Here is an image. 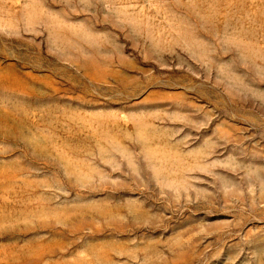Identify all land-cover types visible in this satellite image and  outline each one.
<instances>
[{
  "label": "rangeland",
  "instance_id": "rangeland-1",
  "mask_svg": "<svg viewBox=\"0 0 264 264\" xmlns=\"http://www.w3.org/2000/svg\"><path fill=\"white\" fill-rule=\"evenodd\" d=\"M0 264H264V0H0Z\"/></svg>",
  "mask_w": 264,
  "mask_h": 264
}]
</instances>
